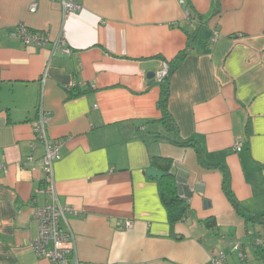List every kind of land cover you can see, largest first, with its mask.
<instances>
[{
  "label": "crops",
  "instance_id": "crops-1",
  "mask_svg": "<svg viewBox=\"0 0 264 264\" xmlns=\"http://www.w3.org/2000/svg\"><path fill=\"white\" fill-rule=\"evenodd\" d=\"M31 1L0 0V264H50L31 246L34 207L51 201L35 192L48 185L32 127L39 108L47 139L63 142L52 184L59 205L75 210L60 222L78 259L209 264L223 252L220 264H264L260 226L245 218L264 214V0H73L79 9L66 17L62 0H35L34 12ZM19 25L49 42L24 43ZM57 39L68 54L52 51ZM161 61L172 67L173 128L147 77ZM152 156L187 172L189 211L174 224L158 178L145 173Z\"/></svg>",
  "mask_w": 264,
  "mask_h": 264
},
{
  "label": "built area",
  "instance_id": "built-area-1",
  "mask_svg": "<svg viewBox=\"0 0 264 264\" xmlns=\"http://www.w3.org/2000/svg\"><path fill=\"white\" fill-rule=\"evenodd\" d=\"M63 14L66 17L71 12L79 9V6L73 2V0H62ZM37 8V2L31 1L29 5V11L34 12ZM24 43L33 44L36 47H43L49 42L48 36L39 31H33L28 29L25 25H19L13 32ZM216 34L210 38V41H214ZM60 50L66 54L70 52V49L65 45L63 39H57L52 44V51ZM169 64L167 61H161L159 68L155 72L154 81H162L168 74ZM48 121L47 114L42 108L37 111V117L32 122L34 135L41 140L44 144L45 151L43 155V169L45 174V181L48 184L44 188H37L35 192H44L50 198L51 201L42 206L34 207V218L36 219L39 232L38 236L32 241V248L39 258H46L50 261V264H69L68 256L72 254L71 264H90L78 259L76 254V240L73 232L66 226L64 228L61 225V220L65 219L66 213L75 212L70 206L59 205L56 194L53 188V164L60 157V148L63 142L59 139H47L46 137V123ZM234 150L239 151L241 144L235 143ZM31 160L32 157H29ZM3 166L0 163V169ZM193 188H191V191ZM185 197L184 194H181ZM132 222L130 220L125 221L124 228L131 227ZM260 243V242H258ZM236 249L239 248V244H235ZM242 256V254H241ZM224 258L223 252L216 253L210 260L209 264H220Z\"/></svg>",
  "mask_w": 264,
  "mask_h": 264
},
{
  "label": "trees",
  "instance_id": "trees-1",
  "mask_svg": "<svg viewBox=\"0 0 264 264\" xmlns=\"http://www.w3.org/2000/svg\"><path fill=\"white\" fill-rule=\"evenodd\" d=\"M184 55L185 52H181L177 56V59H181ZM168 64H169V70L167 76L162 81L158 82V84L160 85V97L157 102V107L162 112V117L160 118V120L165 124L167 128H173L172 119L167 109V102L169 96L168 79L172 71L171 64L169 62ZM177 143L185 146L195 145L194 143L191 142V140L178 141ZM197 150L200 155L199 149ZM199 158L201 160V156H199ZM173 164L174 163L171 159L161 156H152L150 159L151 167H154L162 171L163 173L162 176L158 179L159 191H160L161 199L167 209L168 219L170 221V224H174L175 222L183 220L189 211V204L186 199L187 197H182L178 191L176 173H173L171 170ZM221 169L223 171L222 188L224 190V193L231 206L238 213L242 214L240 203L234 197L232 192L227 188V184H226L227 173L223 168ZM245 218L246 221L254 224H258L260 226V230L256 232L258 239L261 240V243L257 246V251L264 258V214L260 216H250V217L245 216ZM205 224L207 226L212 227L215 225V221L213 218L210 219L208 218L205 220Z\"/></svg>",
  "mask_w": 264,
  "mask_h": 264
},
{
  "label": "water",
  "instance_id": "water-1",
  "mask_svg": "<svg viewBox=\"0 0 264 264\" xmlns=\"http://www.w3.org/2000/svg\"><path fill=\"white\" fill-rule=\"evenodd\" d=\"M154 76L155 73L154 72H149L147 74V77L150 79V81H154ZM146 175L148 177H152V178H160L162 176V171L154 168V167H149L146 169L145 171ZM186 179H187V172L186 170L181 167V166H177V172H176V180H177V188L180 194H184L185 197H190L191 193L189 191V187L186 185ZM196 190H198L199 188L196 187Z\"/></svg>",
  "mask_w": 264,
  "mask_h": 264
}]
</instances>
